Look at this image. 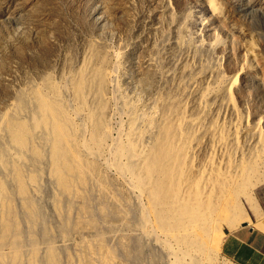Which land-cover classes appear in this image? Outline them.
Here are the masks:
<instances>
[{"label": "rangeland", "instance_id": "obj_1", "mask_svg": "<svg viewBox=\"0 0 264 264\" xmlns=\"http://www.w3.org/2000/svg\"><path fill=\"white\" fill-rule=\"evenodd\" d=\"M163 134L172 196L147 174ZM188 203L206 216L182 228ZM249 205L264 219V0H0V264H223L197 232L264 227Z\"/></svg>", "mask_w": 264, "mask_h": 264}, {"label": "bare ground", "instance_id": "obj_2", "mask_svg": "<svg viewBox=\"0 0 264 264\" xmlns=\"http://www.w3.org/2000/svg\"><path fill=\"white\" fill-rule=\"evenodd\" d=\"M45 113V118L49 120L51 122V125L53 126L54 139L57 144L54 148V152L60 155V149L58 148L65 145L70 140V136L67 134V132L61 125L55 124V120L58 116V111L52 103L46 102ZM170 146V137L167 134H163L162 137L159 139L156 148L151 153V158L147 165L148 175L157 172L164 180L162 191L167 196H169L170 194L172 196L176 190L177 184L175 176L177 175L180 168L177 164V153L174 152ZM118 150L119 153L122 152V149ZM63 152L64 153L62 155H68L67 151ZM58 171L60 170L58 169ZM193 206L194 205H191V203H188L187 207H184V212L186 213V215H184L183 217H185V220L178 222L179 224L183 223L181 225L182 228H184L183 226L186 225L193 226L196 220L203 219L206 216L205 211L195 208ZM188 217L191 218V221H187ZM164 218L165 217L162 214L159 219L160 223H164ZM232 225L234 226V221ZM197 234L199 238V244L205 245L206 248L209 244V252H212L213 250H219L221 248V244L223 241V233L215 235L211 240H209L208 235L203 231H198ZM182 239L184 240L183 237ZM223 264H232V262L228 259H225Z\"/></svg>", "mask_w": 264, "mask_h": 264}, {"label": "crops", "instance_id": "obj_3", "mask_svg": "<svg viewBox=\"0 0 264 264\" xmlns=\"http://www.w3.org/2000/svg\"><path fill=\"white\" fill-rule=\"evenodd\" d=\"M249 208L253 211L254 209ZM254 216L261 222V213L253 211ZM248 220L243 223L249 224ZM259 220V221H260ZM221 253L224 257L238 264H264V227L241 226L234 231H226L223 234Z\"/></svg>", "mask_w": 264, "mask_h": 264}, {"label": "water", "instance_id": "obj_4", "mask_svg": "<svg viewBox=\"0 0 264 264\" xmlns=\"http://www.w3.org/2000/svg\"><path fill=\"white\" fill-rule=\"evenodd\" d=\"M242 226L246 227V226H248V223H243Z\"/></svg>", "mask_w": 264, "mask_h": 264}, {"label": "built area", "instance_id": "obj_5", "mask_svg": "<svg viewBox=\"0 0 264 264\" xmlns=\"http://www.w3.org/2000/svg\"><path fill=\"white\" fill-rule=\"evenodd\" d=\"M231 262H232V264H238V263H236V262H234V261H232V260H230Z\"/></svg>", "mask_w": 264, "mask_h": 264}]
</instances>
